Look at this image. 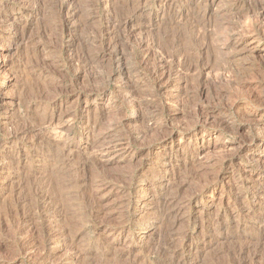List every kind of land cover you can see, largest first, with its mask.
Returning <instances> with one entry per match:
<instances>
[{
	"label": "rangeland",
	"instance_id": "obj_1",
	"mask_svg": "<svg viewBox=\"0 0 264 264\" xmlns=\"http://www.w3.org/2000/svg\"><path fill=\"white\" fill-rule=\"evenodd\" d=\"M0 264H264V0H0Z\"/></svg>",
	"mask_w": 264,
	"mask_h": 264
},
{
	"label": "bare ground",
	"instance_id": "obj_2",
	"mask_svg": "<svg viewBox=\"0 0 264 264\" xmlns=\"http://www.w3.org/2000/svg\"><path fill=\"white\" fill-rule=\"evenodd\" d=\"M206 2V1H205ZM7 49V48H6ZM8 52V51H7ZM137 108H140L139 106Z\"/></svg>",
	"mask_w": 264,
	"mask_h": 264
}]
</instances>
